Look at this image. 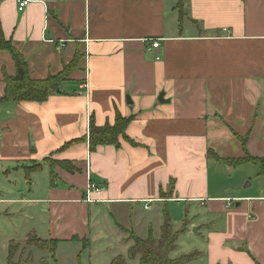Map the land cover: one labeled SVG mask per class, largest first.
Listing matches in <instances>:
<instances>
[{
	"label": "crops",
	"instance_id": "obj_1",
	"mask_svg": "<svg viewBox=\"0 0 264 264\" xmlns=\"http://www.w3.org/2000/svg\"><path fill=\"white\" fill-rule=\"evenodd\" d=\"M0 26L33 80L76 61L47 101L2 103L16 64L0 50V178L27 192L6 200L33 226L20 240L58 241L39 262L110 264L133 234L159 240L166 210L175 251L194 240L182 257L264 264V173L224 163L264 158V0H0ZM117 114L127 139L91 151V121Z\"/></svg>",
	"mask_w": 264,
	"mask_h": 264
},
{
	"label": "trees",
	"instance_id": "obj_2",
	"mask_svg": "<svg viewBox=\"0 0 264 264\" xmlns=\"http://www.w3.org/2000/svg\"><path fill=\"white\" fill-rule=\"evenodd\" d=\"M0 50L8 51L16 64V75L14 77L5 76L6 89L2 103L45 102L50 96L59 91L61 84L67 80L70 71L76 67L75 61V64L68 66L65 71L59 75L50 76L44 80L31 79L29 68L24 57L13 47L11 41L5 39L1 26ZM130 121V119H125L120 114H117L113 126L108 124L100 128L97 127L92 120L89 127L88 139L91 151H95L99 146L106 145L119 147L120 138L127 139L126 129ZM243 161L256 164L259 166L261 173H264V158L256 159L248 156L244 160H240L236 163H231L230 161L222 162L228 165L237 166L243 163ZM182 233H184V231H174L173 221L170 218L168 211L165 210L159 240H156L153 237L151 231L146 239H142L133 234L131 235L133 245L128 251V257L118 256L110 264H128V261L134 262L137 258L139 260L138 264H185L197 255L183 256L177 260L171 259V253L175 251L178 238ZM31 239L34 238L31 237ZM14 241L16 240L9 242L8 264H13L14 250L17 248L14 247ZM57 244L58 241H45L36 238L32 242H29L28 245L38 250L47 251L54 257L57 250ZM31 263V259H29V261L25 260L20 262V264ZM41 264L49 263L46 259H43Z\"/></svg>",
	"mask_w": 264,
	"mask_h": 264
},
{
	"label": "rangeland",
	"instance_id": "obj_3",
	"mask_svg": "<svg viewBox=\"0 0 264 264\" xmlns=\"http://www.w3.org/2000/svg\"><path fill=\"white\" fill-rule=\"evenodd\" d=\"M227 167V165H224ZM224 170H227V172H230V168H224ZM231 176V174H230ZM230 176L227 175L223 177V182L225 184H230L232 185L234 180L230 179ZM0 264H8V236H13L17 238L18 240L20 239H25V235L27 234V229L33 228L31 226L30 222L26 221L23 216L18 214L19 208H21V205H16V204H10L6 200H9L14 197H19L22 198V195H26L27 192L23 194V192L18 191V190H13L12 185L7 183L5 178H0ZM246 185V183L244 184ZM183 207L181 210H178L176 214L180 215L178 218L179 221L177 222V225L180 224L181 222V217L185 215V212L183 211ZM192 211V209H191ZM182 214V215H181ZM178 217V216H177ZM157 228L159 227L158 224L156 226ZM155 229L154 231V238L159 235V230ZM36 235V234H34ZM34 239H31L30 237L24 242L20 240L19 242L14 241L15 248L14 250V255H13V264H20L22 261H29L31 259L32 263L31 264H41L43 260L39 262V256L41 255L40 253L35 254L34 247L29 246V242H32ZM179 247L176 251L172 252L171 257L175 258L178 257L177 259H180L184 254H189L190 252L194 251L195 248V243L193 239H189L187 237H182L180 239ZM133 245V241L131 240V246ZM117 251L121 254L124 255V257H128V249L127 246H118ZM45 252V251H44ZM50 255L49 252L45 253L44 256ZM7 258V259H6ZM195 258V259H194ZM191 261L185 263V264H196L197 262V256H195ZM51 259V258H50ZM99 259V261H104L105 259L103 257H95L94 258ZM176 259V260H177ZM138 258L136 261H134V264H138ZM54 262V261H53ZM51 264V262H50ZM69 264V263H67Z\"/></svg>",
	"mask_w": 264,
	"mask_h": 264
},
{
	"label": "built area",
	"instance_id": "obj_4",
	"mask_svg": "<svg viewBox=\"0 0 264 264\" xmlns=\"http://www.w3.org/2000/svg\"><path fill=\"white\" fill-rule=\"evenodd\" d=\"M33 2H34V0H18V10L23 11L27 6H29ZM149 41L151 43L149 50L157 51L160 48L159 40L151 39ZM100 192H101V189L99 188V186L96 183H94L93 181H89V184H88V187L86 190L85 200L89 203L94 202V200H92V195L95 193L98 194ZM150 203H152V202L151 201L147 202V204L145 206L146 210H148L151 207Z\"/></svg>",
	"mask_w": 264,
	"mask_h": 264
},
{
	"label": "water",
	"instance_id": "obj_5",
	"mask_svg": "<svg viewBox=\"0 0 264 264\" xmlns=\"http://www.w3.org/2000/svg\"><path fill=\"white\" fill-rule=\"evenodd\" d=\"M58 92H59V91H58ZM164 96H165L164 93L160 95V97H159V101H160V102H164Z\"/></svg>",
	"mask_w": 264,
	"mask_h": 264
}]
</instances>
